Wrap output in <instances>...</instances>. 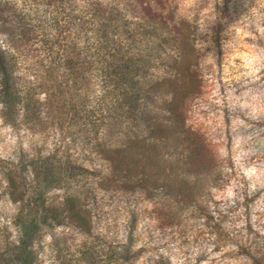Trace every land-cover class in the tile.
<instances>
[{
	"label": "trees",
	"instance_id": "1",
	"mask_svg": "<svg viewBox=\"0 0 264 264\" xmlns=\"http://www.w3.org/2000/svg\"><path fill=\"white\" fill-rule=\"evenodd\" d=\"M129 2L0 0L2 117L14 123L19 107L30 99L17 76L19 60L46 59L60 79L67 78L66 89L73 84L76 101L84 90L83 110L94 96L98 115L90 131L97 143L89 135L81 140L84 146L96 145L95 154L108 167L106 174L96 176L68 155L54 153L14 162L0 159V197L7 196L16 206L12 224L17 229L16 240L1 245L0 227V264H36L34 245L44 232L61 225L84 237L76 259L68 264H106L105 257L109 264H123L131 254L129 245L112 246L95 233L92 208L109 192L114 197L118 192H150L195 206L197 176L185 179L182 170L200 173L213 163L204 143L182 124L183 102L193 93L195 81L183 49L188 38L179 33L189 25L174 17L126 13ZM73 99L67 107L75 115ZM88 122L83 118L81 125L88 129ZM101 131L117 133L113 145L98 139ZM182 136L188 140L186 149ZM59 190L62 196L55 201L51 194ZM126 229L132 239L133 228L127 224ZM243 230L250 232V226ZM239 235L240 230L233 229L224 240L250 264H264V247L255 241L241 243Z\"/></svg>",
	"mask_w": 264,
	"mask_h": 264
},
{
	"label": "rangeland",
	"instance_id": "2",
	"mask_svg": "<svg viewBox=\"0 0 264 264\" xmlns=\"http://www.w3.org/2000/svg\"><path fill=\"white\" fill-rule=\"evenodd\" d=\"M131 11L188 23L179 33L188 38L183 49L195 81L183 102L182 124L204 143L213 164L200 173L182 170L185 179L197 176L192 208L150 192L104 194L101 205L92 208L95 233L112 246L129 245L131 254L123 264H250L224 237L238 229L241 243L264 247V0H130L126 13ZM19 61L17 76L30 99L19 107L14 123L4 120L0 107V159L63 154L96 176L106 174L96 145L84 146L81 140L89 135L97 143L90 131L98 115L94 96L83 110L84 90L76 101L73 84L68 81L66 89L67 78L60 79L48 60ZM164 61L170 63L168 57ZM70 98L76 102L75 115L67 107ZM83 118L89 130L81 125ZM114 134L101 131L98 139L113 145ZM182 143L186 149L184 136ZM61 196L60 190L51 194L55 201ZM15 213L16 206L2 194L1 245L17 238ZM248 225L250 232L243 230ZM83 241L68 225L48 230L34 245L36 264H68Z\"/></svg>",
	"mask_w": 264,
	"mask_h": 264
}]
</instances>
